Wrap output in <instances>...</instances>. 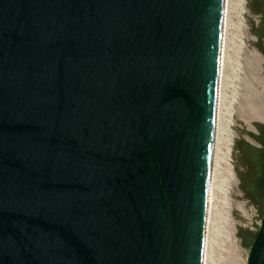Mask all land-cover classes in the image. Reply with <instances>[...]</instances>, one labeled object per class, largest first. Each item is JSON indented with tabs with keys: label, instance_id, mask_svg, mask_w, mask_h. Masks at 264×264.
<instances>
[{
	"label": "water",
	"instance_id": "water-1",
	"mask_svg": "<svg viewBox=\"0 0 264 264\" xmlns=\"http://www.w3.org/2000/svg\"><path fill=\"white\" fill-rule=\"evenodd\" d=\"M222 7L0 0V264H201ZM260 11L245 0L257 48ZM261 150L236 135L248 264H264Z\"/></svg>",
	"mask_w": 264,
	"mask_h": 264
},
{
	"label": "rangeland",
	"instance_id": "rangeland-1",
	"mask_svg": "<svg viewBox=\"0 0 264 264\" xmlns=\"http://www.w3.org/2000/svg\"><path fill=\"white\" fill-rule=\"evenodd\" d=\"M240 20V28L235 32L228 55L223 53L218 81V115L220 123L225 125L227 133L233 138V152L236 135L250 146L262 149L259 142L238 128L259 134L253 122L264 125V56L259 48L253 46L244 11L240 14ZM234 171L236 173L235 168ZM239 184L237 177V187ZM234 191L232 185L224 186L218 206L215 207L206 264H248L249 248L237 236L239 225L232 207Z\"/></svg>",
	"mask_w": 264,
	"mask_h": 264
},
{
	"label": "bare ground",
	"instance_id": "bare-ground-1",
	"mask_svg": "<svg viewBox=\"0 0 264 264\" xmlns=\"http://www.w3.org/2000/svg\"><path fill=\"white\" fill-rule=\"evenodd\" d=\"M244 1L245 0H223L218 64V81L220 79V70L222 67V62L224 60L223 53H225V56L228 55V50L231 45H233L232 42L235 32L238 31L240 28V14L244 11ZM218 81L201 264H206V260L209 258L210 245L208 244V237L213 234L212 228L214 224V217L216 214L214 210L215 207L218 206L222 190L226 185H232L234 187V190L238 188L237 177L232 163L233 138L227 133L228 131L226 130L225 125L220 123V118L218 115Z\"/></svg>",
	"mask_w": 264,
	"mask_h": 264
},
{
	"label": "flooded vegetation",
	"instance_id": "flooded-vegetation-1",
	"mask_svg": "<svg viewBox=\"0 0 264 264\" xmlns=\"http://www.w3.org/2000/svg\"><path fill=\"white\" fill-rule=\"evenodd\" d=\"M260 14H261V20H260V22H259V24L257 25V30L255 31V34H256V39H258V40H260L261 41V45H259V48H260V50H261V52H262V54L264 55V47L262 46V45H264V33L260 30V29H264V12H262V11H260ZM257 127H258V130L260 131V132H262L264 129H262L259 125H257ZM259 132V133H260ZM253 140L255 141V142H259L262 146H264V137L262 136V135H260V134H257V135H254L253 136ZM261 151H263V150H261ZM263 157H264V151H263V153L261 152V154H260V158H261V160L263 159ZM251 180L252 181H254V175H252V172H251ZM248 186H244V187H242V192H244V193H246V195L248 196V198L252 201V202H255V200H254V197H252L250 194H249V189L247 188ZM256 204H257V202H256Z\"/></svg>",
	"mask_w": 264,
	"mask_h": 264
},
{
	"label": "trees",
	"instance_id": "trees-1",
	"mask_svg": "<svg viewBox=\"0 0 264 264\" xmlns=\"http://www.w3.org/2000/svg\"><path fill=\"white\" fill-rule=\"evenodd\" d=\"M262 129H264V126L263 125H259Z\"/></svg>",
	"mask_w": 264,
	"mask_h": 264
}]
</instances>
